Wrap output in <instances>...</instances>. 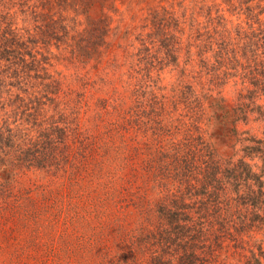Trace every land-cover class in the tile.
<instances>
[{
  "label": "rangeland",
  "instance_id": "374dc122",
  "mask_svg": "<svg viewBox=\"0 0 264 264\" xmlns=\"http://www.w3.org/2000/svg\"><path fill=\"white\" fill-rule=\"evenodd\" d=\"M263 38L264 0H0L5 150L49 161L0 170V264H189L158 237V205L179 187L165 166L199 138L224 168L243 132L263 136L238 111ZM220 44L235 57L219 63ZM35 120L63 135L39 142ZM235 197L224 218L245 230L211 255L200 240L197 264H264V224Z\"/></svg>",
  "mask_w": 264,
  "mask_h": 264
},
{
  "label": "trees",
  "instance_id": "16d2710c",
  "mask_svg": "<svg viewBox=\"0 0 264 264\" xmlns=\"http://www.w3.org/2000/svg\"><path fill=\"white\" fill-rule=\"evenodd\" d=\"M260 48H262L261 57L246 51V55L250 53L249 58H246L249 64L246 68H249V71L247 70V73L240 76V78H242V83H245L247 91L245 93L239 92L241 108L238 111L241 115L240 119L245 124L250 120L262 123L263 136L258 138L254 135L249 136V131L243 132L247 135L243 142L248 144L242 148L241 159L236 163H226L224 168L215 162L208 146L202 143L199 138H197L199 142H189L188 146L182 148L179 161L172 159L165 166V170H168L167 180L183 187V190L174 185L177 191L170 198L166 196L165 203L161 204L159 201V222L155 223L159 226L158 237L161 238V241H169L174 255L180 252L183 257H188L189 264H197L194 255L196 244L200 240L209 241L205 248L207 251L209 250L211 255L222 250V240L236 241L238 235L245 230L242 226L236 227L234 224L230 226L232 225L229 223L231 221L230 213L228 222L225 221L228 217L224 218L222 209L226 207V211H230L229 201L231 199H224L230 192L237 196L235 202L239 197L242 198V205H252L253 220H256L259 224H264V213L263 215L255 213L256 210H262L264 207V180H262L264 173V104L257 103L260 98L264 101V45ZM253 51L256 52L257 50L254 49ZM235 52L236 50L228 49L225 44H220L215 52V57L221 63L220 61L227 58V56L230 58L235 57ZM1 54H10L5 45L0 47ZM221 83H225V81ZM26 85L32 88L41 85L44 88L41 91H47L49 87L44 83ZM197 102L196 100L195 103L197 104ZM32 126H34V133L36 134L34 137L36 140L39 139V142L47 141L56 137V135H63L60 129L58 133H56L57 129L54 133H49V130L43 128L42 124L37 121ZM4 134V127L1 126L0 170L12 172L17 168L44 169L47 167L46 161L48 160H41L40 157L34 156L35 154L32 157L26 155L28 150L25 151L23 147L17 148L15 145L16 149L11 150L10 146V151L7 152L5 150L6 143L3 142ZM246 156L257 157L261 161L258 168L259 172L254 171L253 165L244 161ZM244 186H246V191L240 194V189ZM186 200L195 201L185 204ZM237 203L240 204L239 201ZM231 247L236 246L231 244ZM245 264H259V260L253 254Z\"/></svg>",
  "mask_w": 264,
  "mask_h": 264
}]
</instances>
